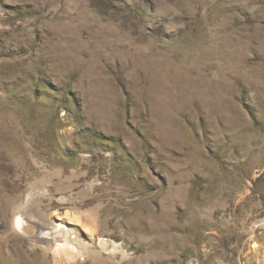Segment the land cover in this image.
<instances>
[{
	"label": "rangeland",
	"instance_id": "rangeland-1",
	"mask_svg": "<svg viewBox=\"0 0 264 264\" xmlns=\"http://www.w3.org/2000/svg\"><path fill=\"white\" fill-rule=\"evenodd\" d=\"M0 264H264V0H0Z\"/></svg>",
	"mask_w": 264,
	"mask_h": 264
},
{
	"label": "bare ground",
	"instance_id": "bare-ground-1",
	"mask_svg": "<svg viewBox=\"0 0 264 264\" xmlns=\"http://www.w3.org/2000/svg\"><path fill=\"white\" fill-rule=\"evenodd\" d=\"M25 217H23V215L17 216L14 225L17 232L28 236L34 243L50 250L57 252L63 251L66 253L77 251L78 247H76V243L72 240L71 233L66 226L61 224L51 226L41 224L38 227L35 223L30 222V220ZM100 244L104 249H109L113 246L111 241L106 238H103V240L100 241Z\"/></svg>",
	"mask_w": 264,
	"mask_h": 264
}]
</instances>
